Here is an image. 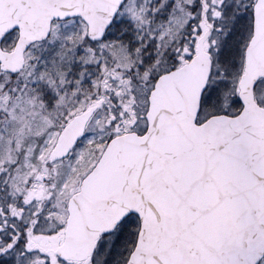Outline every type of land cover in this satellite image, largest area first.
Returning a JSON list of instances; mask_svg holds the SVG:
<instances>
[{
    "label": "snow or ice",
    "instance_id": "6c2138e0",
    "mask_svg": "<svg viewBox=\"0 0 264 264\" xmlns=\"http://www.w3.org/2000/svg\"><path fill=\"white\" fill-rule=\"evenodd\" d=\"M0 264H264V0H0Z\"/></svg>",
    "mask_w": 264,
    "mask_h": 264
}]
</instances>
